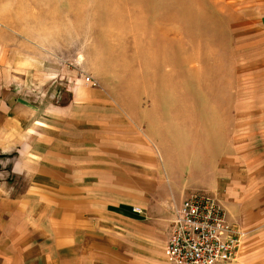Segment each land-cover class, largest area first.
<instances>
[{
  "label": "rangeland",
  "instance_id": "374dc122",
  "mask_svg": "<svg viewBox=\"0 0 264 264\" xmlns=\"http://www.w3.org/2000/svg\"><path fill=\"white\" fill-rule=\"evenodd\" d=\"M3 55L59 98L105 96L182 200L264 175V0H0Z\"/></svg>",
  "mask_w": 264,
  "mask_h": 264
},
{
  "label": "crops",
  "instance_id": "0c3cea01",
  "mask_svg": "<svg viewBox=\"0 0 264 264\" xmlns=\"http://www.w3.org/2000/svg\"><path fill=\"white\" fill-rule=\"evenodd\" d=\"M36 67L0 60V264H173L186 198L148 140L105 96L59 98ZM230 172L219 199L247 233L231 264H264V175Z\"/></svg>",
  "mask_w": 264,
  "mask_h": 264
},
{
  "label": "built area",
  "instance_id": "2783aa9c",
  "mask_svg": "<svg viewBox=\"0 0 264 264\" xmlns=\"http://www.w3.org/2000/svg\"><path fill=\"white\" fill-rule=\"evenodd\" d=\"M86 83L96 86L91 78ZM246 237L242 227L229 220L219 198L196 193L174 210L168 254L173 264H231L237 261Z\"/></svg>",
  "mask_w": 264,
  "mask_h": 264
}]
</instances>
